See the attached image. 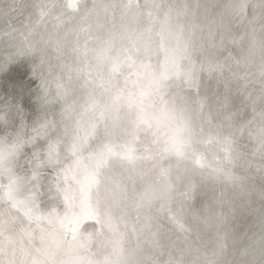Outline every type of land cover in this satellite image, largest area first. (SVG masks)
Segmentation results:
<instances>
[{"label":"clouds","instance_id":"9594fccd","mask_svg":"<svg viewBox=\"0 0 264 264\" xmlns=\"http://www.w3.org/2000/svg\"><path fill=\"white\" fill-rule=\"evenodd\" d=\"M0 264H264V0H0Z\"/></svg>","mask_w":264,"mask_h":264}]
</instances>
